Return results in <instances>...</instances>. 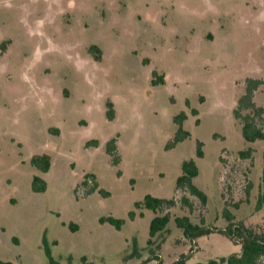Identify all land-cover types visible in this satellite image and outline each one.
<instances>
[{"label": "rangeland", "instance_id": "374dc122", "mask_svg": "<svg viewBox=\"0 0 264 264\" xmlns=\"http://www.w3.org/2000/svg\"><path fill=\"white\" fill-rule=\"evenodd\" d=\"M249 79H264V0H0V261L49 264L45 244L57 264H174L181 255L196 264L241 252L223 234L186 239L175 218L223 230L228 210L264 231V141L247 143L235 116ZM254 103L264 109V85ZM182 112L191 137L167 150ZM257 121L264 130V113ZM44 154L47 173L31 163ZM191 159L206 202L177 190ZM35 176L46 191L33 190ZM147 195L176 204L137 209ZM166 213L149 244L153 218ZM108 216L126 222L100 223Z\"/></svg>", "mask_w": 264, "mask_h": 264}, {"label": "trees", "instance_id": "16d2710c", "mask_svg": "<svg viewBox=\"0 0 264 264\" xmlns=\"http://www.w3.org/2000/svg\"><path fill=\"white\" fill-rule=\"evenodd\" d=\"M90 53L95 57L96 60H100L99 49L92 47ZM156 75V73H154ZM164 78L154 79L153 84L159 85L164 84ZM264 85V79H249L246 83V92L240 98L237 109L235 110V116L241 121L242 124V135L247 143H254L256 141H264V130L259 126L257 118L261 117L264 113V109L257 107L254 103L255 91L259 89L260 86ZM244 112H247L245 115ZM107 117L109 120L115 118V110L112 102L108 103ZM187 119V115L182 112L174 118V122L178 125V130L174 137L168 142L166 149L170 150L175 148L179 143L189 139L191 133L184 129V121ZM202 144L199 143L197 146V157L203 158L204 152L201 149ZM252 149L246 151H241L240 155L248 157L251 155ZM107 153L112 157L115 165L120 163V156L117 152V142L116 139H112L107 144ZM32 165L40 170L42 173H47L52 167L51 157L49 155H37L31 160ZM264 174V168H263ZM199 175V168L195 160H187L182 164V175L177 179V190H187L192 195L200 198L203 202H206L207 196L204 191H202L194 183V179ZM89 177V176H88ZM47 182L40 176H35L32 182V188L35 192H44L47 190ZM98 190V185L95 184L89 191L90 193ZM103 195H108L103 190L99 191ZM186 204H191L188 202L187 198H183ZM176 201L174 198L166 199L154 197L152 195H147L143 201L136 202L135 207L137 209H149L154 213L163 212L165 209H169L175 206ZM225 218L229 222L227 228L223 230L214 229L211 227H206L204 224L194 223L189 216H178L175 218V223L178 228L183 231L184 237L189 240H197L202 236L211 235L213 233L223 234L229 238L235 245L241 246V252L233 253L227 258L212 259L207 262H199L196 264H264V231L258 233L252 228L247 227L244 223H234V214L228 210L224 211ZM140 217L144 216V213L139 214ZM137 214L135 211L129 213L130 219H135ZM171 221V216L169 213L164 215H156L150 225V239L149 244L153 242V238L158 234L166 230L167 226ZM124 219H118L112 216L100 218V223H110L116 229L120 230L125 224ZM70 224L72 231H76L75 228ZM45 251L48 258L49 264H57L54 259L50 248L45 244ZM186 255H181L180 258L174 264H189ZM0 264H14L11 261H0Z\"/></svg>", "mask_w": 264, "mask_h": 264}, {"label": "built area", "instance_id": "2783aa9c", "mask_svg": "<svg viewBox=\"0 0 264 264\" xmlns=\"http://www.w3.org/2000/svg\"><path fill=\"white\" fill-rule=\"evenodd\" d=\"M158 264H161V263L158 262Z\"/></svg>", "mask_w": 264, "mask_h": 264}]
</instances>
